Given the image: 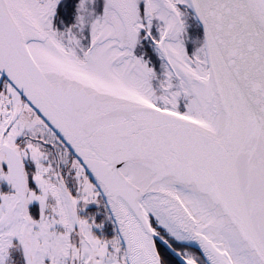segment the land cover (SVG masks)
I'll return each instance as SVG.
<instances>
[{
	"label": "snow or ice",
	"instance_id": "snow-or-ice-1",
	"mask_svg": "<svg viewBox=\"0 0 264 264\" xmlns=\"http://www.w3.org/2000/svg\"><path fill=\"white\" fill-rule=\"evenodd\" d=\"M0 264H264V0H0Z\"/></svg>",
	"mask_w": 264,
	"mask_h": 264
}]
</instances>
